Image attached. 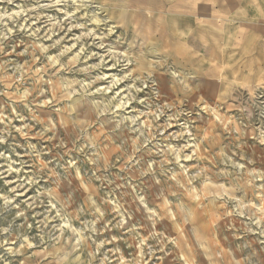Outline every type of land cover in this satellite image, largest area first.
<instances>
[{"label": "rangeland", "instance_id": "374dc122", "mask_svg": "<svg viewBox=\"0 0 264 264\" xmlns=\"http://www.w3.org/2000/svg\"><path fill=\"white\" fill-rule=\"evenodd\" d=\"M246 1L0 0V264H264Z\"/></svg>", "mask_w": 264, "mask_h": 264}, {"label": "crops", "instance_id": "0c3cea01", "mask_svg": "<svg viewBox=\"0 0 264 264\" xmlns=\"http://www.w3.org/2000/svg\"><path fill=\"white\" fill-rule=\"evenodd\" d=\"M213 4H216V11H226L236 3L240 7V13H250L252 12V8L255 6L254 1L249 4L246 0H230V2H226L225 0H211ZM231 3V4H230ZM258 6V3H257ZM211 7V5H208ZM258 27H253L254 30L249 34V39L253 42V57L254 62L260 64L264 67V23H258ZM259 32H258V31Z\"/></svg>", "mask_w": 264, "mask_h": 264}]
</instances>
